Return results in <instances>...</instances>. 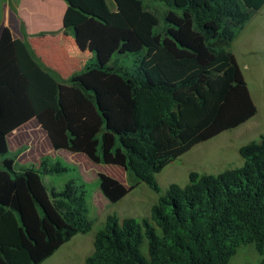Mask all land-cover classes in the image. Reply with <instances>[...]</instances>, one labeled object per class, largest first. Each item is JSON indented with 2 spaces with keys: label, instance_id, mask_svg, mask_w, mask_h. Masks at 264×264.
I'll return each instance as SVG.
<instances>
[{
  "label": "trees",
  "instance_id": "16d2710c",
  "mask_svg": "<svg viewBox=\"0 0 264 264\" xmlns=\"http://www.w3.org/2000/svg\"><path fill=\"white\" fill-rule=\"evenodd\" d=\"M63 1L65 29L95 19L132 34L141 49L131 52L132 68L88 62L63 79L2 27L0 234L8 211L19 227L14 221L13 245L0 244V264H43L92 230L84 185L71 180L49 195L41 180L68 169L42 159L17 171V156L6 157L7 137L31 120L53 150L123 169L128 187L97 174L116 204L139 183L159 194L156 176L170 163L257 114L231 46L264 0H165L163 25L142 0H112L113 10L107 0ZM238 154L241 167L171 184L147 218L107 216L83 264H229L245 245L264 255V140Z\"/></svg>",
  "mask_w": 264,
  "mask_h": 264
},
{
  "label": "rangeland",
  "instance_id": "374dc122",
  "mask_svg": "<svg viewBox=\"0 0 264 264\" xmlns=\"http://www.w3.org/2000/svg\"><path fill=\"white\" fill-rule=\"evenodd\" d=\"M142 1L150 11L160 17V25H163L162 14L167 10L165 0ZM107 3L113 10L112 0H107ZM120 35L133 37L130 33ZM128 49L137 51L140 50V46H129ZM231 52L235 56L248 84L251 98L257 107L256 116L235 130L224 132L210 141L197 145L170 163L156 176L160 187L159 194L154 193L146 184L139 183L121 201L111 204L99 190L97 174L103 173L128 187L133 184V181L123 169L116 166L93 164L82 154L51 151L43 132L34 133L35 144L33 146L22 141L23 148L19 147V149L22 148L20 153L15 154L16 149L10 146L6 157H16L21 153L24 155L15 159L14 167L17 171L32 166L38 167L42 159H54L51 163L59 162L63 168L68 169L61 174H41V180L49 195L52 191L60 192L71 180L77 185H84L87 193L88 220L92 223V230L85 235L75 236L43 264H83L85 259L92 254L95 235L104 228L107 216L115 215L119 219L134 218L137 220L147 218L150 216L151 207L157 203L160 196L165 195L168 187L171 184L186 186L191 172L217 175L225 170L242 166L243 160L238 154V149L251 142L259 143L262 139L264 140V6L238 33L232 43ZM133 60L134 56L131 55V51H127L126 54H115L105 64L110 67L132 68ZM92 62L104 64L96 56ZM28 153H33L37 157L32 159ZM44 154L49 156L41 157ZM1 160L0 157V162ZM14 221H17L19 227L15 214L8 211L4 220L6 225L0 234V244L3 247L13 245L17 241L18 229ZM27 262V258L19 261L20 264H27ZM229 264H264V255H259L253 245L241 246Z\"/></svg>",
  "mask_w": 264,
  "mask_h": 264
},
{
  "label": "crops",
  "instance_id": "0c3cea01",
  "mask_svg": "<svg viewBox=\"0 0 264 264\" xmlns=\"http://www.w3.org/2000/svg\"><path fill=\"white\" fill-rule=\"evenodd\" d=\"M66 7L63 0H0V34L2 27L9 28L14 39L27 43L43 66L55 71L63 79L81 71L95 56L104 63L101 65H106L117 53L135 51L128 49L129 46H140L134 37L121 36L123 33L95 19L76 28L65 29L62 18ZM36 132L44 133L36 120L18 128L7 137L8 151L13 146L15 154L20 153L22 141L33 146ZM49 146L52 151L50 143ZM28 154L32 159L37 157L33 153ZM23 156L21 153L16 159ZM45 156L49 155L41 157Z\"/></svg>",
  "mask_w": 264,
  "mask_h": 264
}]
</instances>
